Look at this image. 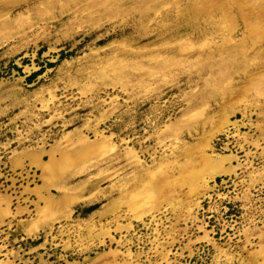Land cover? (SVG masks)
<instances>
[{
    "label": "rangeland",
    "instance_id": "374dc122",
    "mask_svg": "<svg viewBox=\"0 0 264 264\" xmlns=\"http://www.w3.org/2000/svg\"><path fill=\"white\" fill-rule=\"evenodd\" d=\"M27 1L0 15V264H264V0Z\"/></svg>",
    "mask_w": 264,
    "mask_h": 264
},
{
    "label": "bare ground",
    "instance_id": "6f19581e",
    "mask_svg": "<svg viewBox=\"0 0 264 264\" xmlns=\"http://www.w3.org/2000/svg\"><path fill=\"white\" fill-rule=\"evenodd\" d=\"M24 2L25 0H0V15L3 13V11H5V10H10L12 7H14V6H16L17 4H19V3H21V2ZM29 1V0H28ZM27 1V5H29V4H31V3H33L34 1H36V0H30L29 2ZM46 1H49V0H46ZM56 1V0H55ZM68 1V0H67ZM75 2H81L82 0H74ZM85 1H87V0H85ZM96 1H100V0H96ZM107 1V0H106ZM121 1H124V0H119L118 1V3H120ZM134 1H136V0H134ZM263 1V0H262ZM41 2V1H40ZM54 2V1H53ZM52 2V3H53ZM72 2H73V0H72ZM89 2L91 3V1L89 0ZM93 2H95V1H93ZM100 2H102V1H100ZM104 2H105V0H104ZM108 2V1H107ZM157 2V1H156ZM254 2V1H253ZM25 3V2H24ZM56 3V2H55ZM83 3V2H82ZM88 3V2H87ZM97 3V2H96ZM133 3V2H132ZM231 3V2H230ZM251 3V2H250ZM261 3V2H260ZM44 4V3H43ZM57 4V3H56ZM72 4H74V2L72 3ZM79 4V3H78ZM103 4H105V3H103ZM102 4V5H103ZM114 4H115V2H114ZM116 4H117V2H116ZM115 4V5H116ZM229 4V3H228ZM263 4V3H262ZM261 4V5H262ZM48 5H49V2H48ZM50 5H52L51 3H50ZM61 5H62V3H61ZM76 6H77V4H75ZM96 5V4H95ZM94 4H93V7H91V8H89V10L88 11H90L92 14L93 13H99V8H97V6H95ZM118 5V4H117ZM137 5V4H136ZM37 6H39V4L37 5ZM42 6V5H41ZM87 6V5H86ZM85 6V7H86ZM105 6V5H104ZM30 7V6H29ZM34 7V6H33ZM40 7V6H39ZM43 7H45V6H43ZM50 7V6H49ZM70 7V6H69ZM83 7V6H82ZM82 7H80V8H82ZM90 7V6H89ZM98 7H100L101 8V6H98ZM116 8H117V6H115ZM115 7H114V11H116V10H118V9H115ZM255 7V6H254ZM261 7V6H260ZM35 8H36V6H35ZM79 8V9H80ZM102 8H104V7H102ZM113 8V7H112ZM111 8V5H110V8H109V11L111 10H113ZM119 8V7H118ZM253 8V7H252ZM32 9H34V8H32ZM31 9V10H32ZM37 9H39V8H36V10ZM122 9V8H121ZM102 10V9H101ZM100 10V11H101ZM106 10V9H105ZM135 10V9H134ZM39 11H41V10H39ZM46 11H48V10H46ZM50 11H51V9H50ZM83 11V10H82ZM84 11H85V9H84ZM87 11V12H88ZM104 11V10H103ZM108 11V8H107V10H106V12ZM36 12V11H35ZM81 12V11H80ZM109 13V12H108ZM107 13V14H108ZM254 14H257V13H254ZM264 14V13H263ZM22 15V14H21ZM101 15H102V13H101ZM258 15V14H257ZM99 17V16H98ZM18 18V17H17ZM31 19V18H30ZM44 19V18H43ZM254 19H256V18H254ZM16 21H17V19H16ZM16 21H14V22H16ZM20 20L18 19V22H19ZM25 21V20H24ZM23 20L21 21L22 22V24H23V22H24ZM6 22L4 21L3 23L0 21V27L1 26H3V27H5L3 24H5ZM95 23V22H94ZM257 23V22H256ZM260 23V22H259ZM10 24V23H9ZM18 24V23H17ZM233 24H234V22H233ZM251 25V24H250ZM19 26H20V24H19ZM22 26V25H21ZM30 26V25H29ZM32 26V25H31ZM7 27H8V25H7ZM259 27V26H258ZM6 28V27H5ZM5 28H4V30H5ZM254 28V27H253ZM257 28V27H256ZM260 28V27H259ZM2 29V28H1ZM29 29V28H28ZM17 30V29H16ZM256 30V29H255ZM254 30V31H255ZM260 30H262V28L260 29ZM259 30V31H260ZM3 31V30H2ZM253 31V30H252ZM1 32V31H0ZM264 32V31H263ZM257 35V34H256ZM255 35V36H256ZM225 38V37H224ZM182 46V45H181ZM123 50V49H122ZM131 51V50H130ZM110 54V53H109ZM131 54V53H130ZM118 55V54H117ZM134 57V56H133ZM125 58V57H124ZM152 59V58H151ZM160 59V58H159ZM116 60V59H115ZM153 60V59H152ZM155 60V59H154ZM153 60V61H154ZM164 60H166V59H164ZM102 61V60H101ZM112 62V61H111ZM152 63V62H151ZM169 63V62H168ZM172 63H175V62H172ZM127 64V63H126ZM107 65V64H106ZM176 65V64H175ZM165 66V65H164ZM103 67V66H102ZM136 67H137V65H136ZM160 67V66H159ZM158 67V68H159ZM127 68V67H126ZM125 68V69H126ZM168 68V67H167ZM103 69V68H102ZM123 69V68H122ZM165 69V68H164ZM105 70V69H104ZM99 71V70H98ZM143 71V70H142ZM156 71V70H155ZM119 72V71H118ZM152 72V71H151ZM150 72V73H151ZM154 72V71H153ZM120 73V72H119ZM90 74V73H89ZM96 74H98V73H96ZM103 76V75H102ZM100 77V76H99ZM98 79V78H97ZM100 79H101V77H100ZM122 80V79H121ZM127 80V79H126ZM253 81H254V79H252ZM142 81V80H141ZM256 82H258V81H256ZM89 83V82H88ZM255 84V83H254ZM129 86V85H128ZM256 87V86H255ZM90 89V88H89ZM258 89V88H257ZM251 91V90H250ZM232 94V93H231ZM260 95V94H259ZM235 96V95H234ZM218 105V104H217ZM66 154V153H65ZM88 155H90V154H88ZM77 157V156H76ZM83 157V156H82ZM85 157V156H84ZM205 157V156H204ZM199 158V157H198ZM195 162V161H194ZM217 163V162H216ZM189 165H191V164H189ZM186 166V165H185ZM194 169V168H193ZM203 174V173H202ZM141 180V179H140ZM167 183V182H166ZM148 185V184H147ZM143 186H145V185H143ZM146 188V187H145ZM153 188V187H152ZM151 188V189H152ZM140 191V190H139ZM147 192V191H146ZM152 192V191H151ZM145 193V192H144ZM133 194V193H132ZM151 196H153V195H151ZM135 197V196H134ZM127 200V199H126Z\"/></svg>",
    "mask_w": 264,
    "mask_h": 264
},
{
    "label": "trees",
    "instance_id": "16d2710c",
    "mask_svg": "<svg viewBox=\"0 0 264 264\" xmlns=\"http://www.w3.org/2000/svg\"><path fill=\"white\" fill-rule=\"evenodd\" d=\"M33 76H36V74H34ZM95 208H96V206L90 207V208L88 209V211H93Z\"/></svg>",
    "mask_w": 264,
    "mask_h": 264
}]
</instances>
